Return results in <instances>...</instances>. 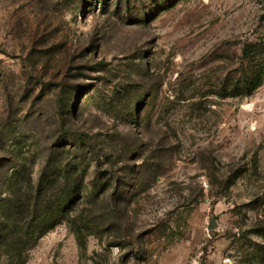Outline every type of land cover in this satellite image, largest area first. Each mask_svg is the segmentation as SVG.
Here are the masks:
<instances>
[{
    "label": "rangeland",
    "instance_id": "374dc122",
    "mask_svg": "<svg viewBox=\"0 0 264 264\" xmlns=\"http://www.w3.org/2000/svg\"><path fill=\"white\" fill-rule=\"evenodd\" d=\"M75 134L102 166L26 264H264V0H0V187Z\"/></svg>",
    "mask_w": 264,
    "mask_h": 264
},
{
    "label": "trees",
    "instance_id": "16d2710c",
    "mask_svg": "<svg viewBox=\"0 0 264 264\" xmlns=\"http://www.w3.org/2000/svg\"><path fill=\"white\" fill-rule=\"evenodd\" d=\"M256 48L254 54H261L262 46L257 45ZM255 73L251 80L259 79V72ZM252 90L254 88L249 87V91ZM67 103L68 97L61 98L62 107L66 108ZM69 133L72 131L64 132ZM75 136L77 145L71 147L78 154L80 162L63 164L50 157L37 182L33 180L32 172L23 166L16 170L9 181L2 183L0 188L4 186L8 191L0 190V252L6 254L7 264H26V254L38 239L62 224L68 213L77 206L83 189V181L78 178L79 174L83 178L90 168L87 159L96 158L97 165L102 166L100 155L87 137ZM108 172V169L102 171L103 175ZM75 233L79 243L83 244L82 231L77 228Z\"/></svg>",
    "mask_w": 264,
    "mask_h": 264
},
{
    "label": "water",
    "instance_id": "95a60500",
    "mask_svg": "<svg viewBox=\"0 0 264 264\" xmlns=\"http://www.w3.org/2000/svg\"><path fill=\"white\" fill-rule=\"evenodd\" d=\"M215 227H217V224L215 222V219H213L211 224L209 225V229H214Z\"/></svg>",
    "mask_w": 264,
    "mask_h": 264
}]
</instances>
